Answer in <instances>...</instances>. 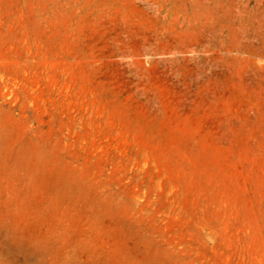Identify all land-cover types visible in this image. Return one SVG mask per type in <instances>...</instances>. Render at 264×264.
Listing matches in <instances>:
<instances>
[{"label": "rangeland", "instance_id": "374dc122", "mask_svg": "<svg viewBox=\"0 0 264 264\" xmlns=\"http://www.w3.org/2000/svg\"><path fill=\"white\" fill-rule=\"evenodd\" d=\"M0 264H264V0H0Z\"/></svg>", "mask_w": 264, "mask_h": 264}]
</instances>
